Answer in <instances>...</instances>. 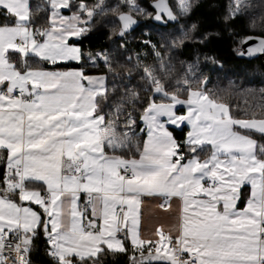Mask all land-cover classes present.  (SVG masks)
<instances>
[{
  "label": "snow or ice",
  "instance_id": "1",
  "mask_svg": "<svg viewBox=\"0 0 264 264\" xmlns=\"http://www.w3.org/2000/svg\"><path fill=\"white\" fill-rule=\"evenodd\" d=\"M196 6L0 0V264H33L41 236L49 264L121 255L127 264H264V106L259 118L233 114L197 64L177 68L174 53L198 31L180 21ZM257 8L264 0L226 6V23L247 18L260 30L236 42L241 57L264 53ZM109 16L119 45L85 52L83 40ZM139 17L171 27L160 45L142 42L153 64L148 53L134 64L118 55ZM184 125L181 141L174 131ZM142 197L178 204L173 230L141 234Z\"/></svg>",
  "mask_w": 264,
  "mask_h": 264
},
{
  "label": "trees",
  "instance_id": "2",
  "mask_svg": "<svg viewBox=\"0 0 264 264\" xmlns=\"http://www.w3.org/2000/svg\"><path fill=\"white\" fill-rule=\"evenodd\" d=\"M152 1L139 0V3L142 7L152 11L150 5ZM256 2L258 3V0ZM40 3L42 0H31L34 9ZM110 3H115V0H110ZM227 4L228 0H198V6L193 9L190 16L180 21V24L187 28L194 23L198 25L196 39L174 53V62H177L178 69L180 67L178 61L197 64L201 74L209 77L208 89L212 91L218 102L230 104L233 114L242 117L247 113L250 117L255 112L259 118L262 111L261 106H264V57L252 60L239 58L237 54L239 45L236 42L243 36L260 35V30L250 29L247 18L238 19L231 24L226 23L223 17ZM254 12L258 17L264 13V9L257 8ZM111 19L109 16L103 22L97 23L88 38L83 40L82 47L85 52L114 49L119 45V39H116L115 43L109 40L113 26ZM139 20L141 23L126 37L128 50L120 51L118 55L121 61L132 56L134 64L135 53H140L142 57L144 53H148L145 62L153 64L155 60L151 54V47L144 46L142 42L150 39L153 43L160 45L163 42L162 35L166 38V33L171 31V27L165 30L146 17H139ZM234 33H239V35ZM205 35L207 39H204ZM70 66L75 67V62H71ZM96 71L89 69V74H96ZM131 83L132 85L139 84V77L133 74ZM187 131V127L182 126V130H175L174 135L182 141ZM45 247L41 236L35 242L32 254L33 264H49L45 255ZM107 259L108 264H127L126 256H109Z\"/></svg>",
  "mask_w": 264,
  "mask_h": 264
},
{
  "label": "crops",
  "instance_id": "3",
  "mask_svg": "<svg viewBox=\"0 0 264 264\" xmlns=\"http://www.w3.org/2000/svg\"><path fill=\"white\" fill-rule=\"evenodd\" d=\"M0 23H3L2 17H0ZM82 198L83 194L81 196V204ZM162 201L164 202L161 198L142 197L139 214L140 230L143 236L151 235L157 227H162L165 231L174 229L177 222L178 204L173 200L170 202L171 206L164 202L162 207L159 205ZM241 207H243V204H241Z\"/></svg>",
  "mask_w": 264,
  "mask_h": 264
},
{
  "label": "water",
  "instance_id": "4",
  "mask_svg": "<svg viewBox=\"0 0 264 264\" xmlns=\"http://www.w3.org/2000/svg\"><path fill=\"white\" fill-rule=\"evenodd\" d=\"M152 3H153V1L151 2L150 5H152ZM140 23H141V21H140ZM140 23H139V24H140ZM139 24H138V25H139ZM138 25L133 26V29L130 30L129 32L133 31ZM248 36H253V37H255V36H258V35H248ZM256 42H257V41H255V40H250V41H248V43H247L246 45H244V49H245V51L247 50V47L252 46V45L255 44ZM238 57L241 58V59H245V60H252V59H255V58H258V57H264V53H257L255 56H253V57H251V58H249V57H241V56H239V55H238Z\"/></svg>",
  "mask_w": 264,
  "mask_h": 264
},
{
  "label": "built area",
  "instance_id": "5",
  "mask_svg": "<svg viewBox=\"0 0 264 264\" xmlns=\"http://www.w3.org/2000/svg\"><path fill=\"white\" fill-rule=\"evenodd\" d=\"M84 203V198H82V204ZM159 205L161 206V205H164V202L162 201V202H160L159 203Z\"/></svg>",
  "mask_w": 264,
  "mask_h": 264
},
{
  "label": "rangeland",
  "instance_id": "6",
  "mask_svg": "<svg viewBox=\"0 0 264 264\" xmlns=\"http://www.w3.org/2000/svg\"><path fill=\"white\" fill-rule=\"evenodd\" d=\"M253 15H255V12H253ZM248 25H249V23H248ZM255 31H259V28L255 29Z\"/></svg>",
  "mask_w": 264,
  "mask_h": 264
}]
</instances>
